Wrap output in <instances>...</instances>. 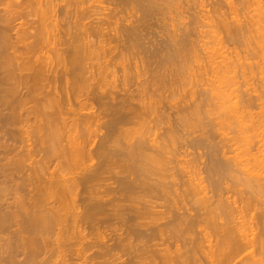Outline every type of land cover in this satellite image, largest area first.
<instances>
[{
	"label": "bare ground",
	"instance_id": "6f19581e",
	"mask_svg": "<svg viewBox=\"0 0 264 264\" xmlns=\"http://www.w3.org/2000/svg\"><path fill=\"white\" fill-rule=\"evenodd\" d=\"M186 1L0 0V264H264V5Z\"/></svg>",
	"mask_w": 264,
	"mask_h": 264
},
{
	"label": "rangeland",
	"instance_id": "374dc122",
	"mask_svg": "<svg viewBox=\"0 0 264 264\" xmlns=\"http://www.w3.org/2000/svg\"><path fill=\"white\" fill-rule=\"evenodd\" d=\"M187 1H188V0H187ZM187 1H186V4H188V5L185 6V5H186V4H185V5L182 6L183 9H182V7H181L182 10L179 9V10L182 12V14H185V16H184V15H183V16L186 17V18L183 20L184 17H183L182 15L180 16L179 14H177V13H179V11L175 10V8L172 9V13H173L172 17H175V18H176V16H177V18L175 19L176 21H177V19H178V21H179V19L183 17L182 19H180L181 22H180V23L178 22L179 24H181L183 21H185V22L187 23V22H189L190 20H194V21H195V19H198V20H196V28L199 27L198 30L203 29V31H206V29H205V28H202V26H201V22H202V20H204V19H201V18H203V17H201V16L205 13V11L207 12V11L212 10L213 7L215 6V4H217V3H218L217 5H220V8H221V9H222V7H224V5H225V7L227 6V0H203V1H202V0H197V2H196V1H193V0H189V3H187ZM201 1H202V4H201ZM223 1H224V2H223ZM258 1L261 3V5H262V4L264 5V0H258ZM179 2H180V1H179ZM181 2H184V0H181ZM199 2H200V3H199ZM203 2H204V3H203ZM195 3H196V4H195ZM203 4H204V5H203ZM250 4H251V3H250ZM201 5H202V7H201ZM213 5H214V6H213ZM222 5H223V6H222ZM263 5H262V6H263ZM188 6H190V7H188ZM185 7H186V10H185ZM198 7H201V8H198ZM204 7H206V8H205L206 10H203ZM255 7H256L255 5H250V8H249V9L251 10V9H253V8H255ZM198 9H199V10H198ZM201 9H202V11H201ZM226 9H227V8H223L222 11H223V10L225 11ZM174 10H175V11H174ZM188 10H189V11H188ZM173 11H174L176 14H175ZM185 11H186V13H185ZM170 12H171V11H170ZM194 12H195V13H194ZM202 12H204V13H202ZM201 13H202V15H201ZM252 13H253V12H252ZM167 14H168V12H167ZM194 14H195V15H194ZM199 14H200V15H199ZM211 14H212V12H211ZM174 15H175V16H174ZM178 16H180V18H179ZM196 16H197V17H196ZM169 17H170V16H169ZM169 17L167 16L168 20L171 21L173 18L170 17V19H169ZM192 17H193V18H192ZM199 17H200V19H199ZM171 18H172V19H171ZM186 19H187V20H186ZM188 19H189V20H188ZM168 20L166 19L167 23H169ZM175 20L173 19V21H175ZM182 20H183V21H182ZM198 21H199V22H198ZM200 21H201V22H200ZM185 22H183V23H185ZM175 23H177V22H175ZM199 23H200V24H199ZM193 25H195V24H193ZM198 25H199V26H198ZM181 27H183V26L181 25ZM207 29H208V28H207ZM201 31H202V30H201ZM221 36H222V35H221ZM194 37H195V36H193V39H192V40H195V39H196V38H194ZM208 37H209V38H208ZM219 37H220V36H219ZM199 39H201V38H199ZM202 40H203V39H202ZM195 41H197V40H195ZM203 41H205V42L208 41V44H209L208 47H210V46H211V45H210V42H212L213 39H212V37L207 36V37H205V39H204ZM209 41H210V42H209ZM212 43H214V44H212ZM212 43H211V44H212V48H213V49H211V50H213V51L218 50V47L220 48V47L223 45V44H220V45H217V46H216V44H215L214 41H213ZM213 45H214L215 47H213ZM225 45H226V43H224V45L220 48V50H219L220 52L218 51L219 53H223V52L225 53L226 50H227V51H228V50L230 51V49H231L230 45H228V44H227L226 46H225ZM214 48H215L216 50H215ZM255 49H256V48H255ZM222 50H224V51H222ZM231 50H232V49H231ZM229 51H228V52H229ZM255 51H258V50H255ZM216 52H217V51H216ZM228 52H226V53H228ZM230 52H231V51H230ZM230 52H229V53H230ZM259 52H260V51H259ZM263 56H264V55H263ZM256 59H257V58H256ZM259 59H261V58L258 57L257 60H255V58H254V59H252V60H236V61H235V62H237V63H238V62H239V63L241 62V63L244 65V67L246 66L248 69H250V67H252L251 70H253L254 72H252V74H253V77H252V78H253V79H250V83H252V85L250 84V85H249V86H250L249 88H254V89L257 88V89H258L259 87L262 86V83H263L262 88L264 87V60H259ZM189 61H190V60H188V62H189ZM193 61H194V60H193ZM209 61H210V62H209ZM211 61H212V60H198V61L195 60V62L190 61L189 65H187L188 62L185 60V62H187L186 65H185V66L183 65V64H185V62L182 63V65H183L184 67H186V66H187V67L190 66V67H188V69H187V67L184 69V70L187 71V73L190 72V74H191L192 72H194V69H196V73H197V72L199 71V68L201 69L202 66L204 65V66H203V68H204L203 71H204V72L202 71V69L199 71V72H202V79H204V78L207 77V76L210 77V79H211L212 76H211V73H209L210 71H208V72L206 71V72H207V73H206L207 75L205 74V69L207 70V68H208V70H210V69H209V68H210L209 65H210ZM213 61H214V62H215V61H217V62H219V61L222 62L223 60H213ZM226 61L229 62V60H226ZM230 61H233V60H230ZM259 61H260V62H259ZM257 62H259V63H257ZM207 63H208V64H207ZM239 63H238V64H239ZM241 63H240V64H241ZM245 63H246V64H245ZM191 64H192V65H191ZM242 64H241V65H242ZM259 64H260V65H259ZM193 65H194V66H193ZM205 65H206V66H205ZM251 65H252V66H251ZM192 66H193V67H192ZM198 66H199V68H198ZM200 66H201V67H200ZM207 66H208V67H207ZM191 67H192V68H191ZM257 67H258V68H257ZM189 68H190V69H189ZM256 71H257V72H256ZM261 71H262V72H261ZM259 72H260V73H259ZM184 73H185V71H184ZM187 73H185V74L187 75ZM203 73H204V74H203ZM208 73H209L210 75H209ZM185 74H183V77H184ZM197 74H198V73H197ZM197 74H196V75H197ZM186 75H185V78L188 77V75H187V76H186ZM204 75H205V76H204ZM250 76H251V75H250ZM261 76H262V77H261ZM185 78H184V79H185ZM188 78H189V77H188ZM228 78H229V77H228ZM254 78H255V80H254ZM261 78H263V79H261ZM182 79H183V78H182ZM191 79H193V75L191 76ZM200 79H201V77H200ZM205 79H206V78H205ZM205 79H204V80H205ZM225 79H226V78H225ZM186 80H187V79H186ZM193 80H194V79H193ZM242 80H243L242 77H238V79L236 78L234 81H235V82H240V83H241ZM253 80H254V81H253ZM191 81H192V80H191ZM227 81H228V80H227ZM252 81H253V82H252ZM261 81H262V82H261ZM184 82H185V80H184ZM184 82L182 81V82L178 83L179 85H175V86H174V88H175L176 90L178 89V91H176L177 94L174 95V97H172L173 100L171 99V103L174 104L175 106H176L177 101H178V102H182V101H183V100H182V97H183L184 95H187V91H188V90H189V92H190V91L193 90V88H195V90L197 89V85L192 84V83H194V82H190V81H189V82L191 83V85H190L191 87L189 86V84H186V82H185V84L183 85ZM187 82H188V80H187ZM189 82H188V83H189ZM229 82H230V81H228V83H229ZM232 82H233V81H232ZM232 82H230V83H231L230 85H232ZM200 84H201V83H200ZM226 84H227V83H226ZM194 85H195V87L192 88V86H194ZM230 85H229V86H230ZM237 85H238V84H237ZM256 85H257V86H256ZM177 86H178V87H177ZM181 86H182V87H181ZM227 86H228V84H227ZM232 86H233V85H232ZM234 86H235V85H234ZM234 86H233V87H234ZM180 87H181L182 89H180ZM184 87H185V90H184ZM187 87H188V88H187ZM186 88H187L188 90H187ZM198 89H200V88H198ZM198 89H197V90H198ZM260 89H261V88H259L258 90H260ZM182 90H183L184 92H183ZM179 91H180V92H179ZM178 92H179L180 94H179ZM185 92H186V94H183V93H185ZM181 93H182V94H181ZM252 94L254 95V93H252ZM179 95H180V96H179ZM178 96H179V97H178ZM175 97H176V98H175ZM184 97H185V96H184ZM174 100H175V101H174ZM181 100H182V101H181ZM166 109H167V110H166ZM166 109H165V110H166L167 113H165V114H168V113L171 114V113H173V110H175V108H172L173 110H172L171 108H170V109L166 108ZM214 109H215V108H213V109H212L213 111H211V112L214 113V114L211 113V114H212V115H211V114L209 113L210 115H209V114L206 115V114L202 113V114H201L202 116L199 117V120H201L202 122H204V121H205V122H209V120H211V121L214 120V121H213L214 123H212L211 121H210V122H211L212 124H216V123H217V124H220L221 122L223 123V125H222V124H220L219 126H218V125H215V126H217V127H215L216 130H217V129H218V130H217V132L214 131V134L216 133V134H215L216 139L214 138V142H213V143H216V142L220 141L222 135H223L222 138H223V137L231 138V137H234V136H235V137L238 138V139H237V143H238V141H239V136H238V135H237V136L235 135V134H238V133H239L238 130H239V128H240V127H239L240 124H238V120H237V123H236V122H233V123H230V124H228V121H229V120L221 121V120H220V116H221V119L224 120V118H222V115H221V114H222L221 110H214ZM254 109H255L256 111H254ZM158 110H159V112H157ZM158 110L156 111V112L158 113V115H160V114L163 113V112H162V111H163L162 109H158ZM168 110H169L170 112H169ZM216 111H217V112H216ZM252 111L255 112V113H257V112H259V109L256 108V107H254ZM252 111H251V113H252ZM161 112H162V113H161ZM215 113H216L217 115L219 114V115H218L219 117H218ZM169 114H168V115H169ZM203 114H204V115H203ZM252 114H253V113H252ZM156 115H157V114H156ZM153 116H154V115H153ZM153 116H152V117H153ZM208 116H209V117H208ZM192 117H194V116H192ZM192 117L190 116V117H189V120H191ZM207 118H210V119H208V121H207ZM211 118H212V119H211ZM217 118H218V119H217ZM196 119H197V117H196V118H192L191 122L188 121V123H186V125H185V128H187V129H186V132L184 131L185 128L182 129V130H183L182 132H185L186 135H187L189 132H190L189 134H192L194 131H197V130H198V128H197L198 125H197V124H198L199 122H198V119H197V120H196ZM205 119H206V120H205ZM193 120H194V121H193ZM201 121H200V122H201ZM216 121H217V122H216ZM234 121H235V120H234ZM246 121H247V120H246ZM205 122H204V123H205ZM215 122H216V123H215ZM250 123H251V122H250ZM250 123H249V124H250ZM153 124H154V123H151V125H153ZM187 124H188V125H187ZM193 124H194V125H193ZM231 124H232V125H231ZM247 125H248V124H247ZM251 125H252V124H251ZM196 126H197V127H196ZM192 127H193V128H192ZM224 127H225V128H224ZM238 127H239V128H238ZM219 128H220V129H219ZM228 128H229V129H228ZM236 128H237V129H236ZM195 129H196V130H195ZM221 129H222V131H221ZM190 130H191V131H190ZM235 130L238 131V133L235 132ZM251 130H252V129L250 128V131H251ZM192 131H193V132H192ZM182 132H178V133L180 134V135L178 134V135L176 136V137H178V138H175V135H174V138L172 139V140H173L172 142L174 143V146H173V147L171 146V147L173 148L172 150H174V152H173V151H172V152L175 153V154L178 153L177 151H182V152H183V150H180V148H179L180 145H178V144H180V142H179L180 138H179V137L182 135ZM191 132H192V133H191ZM218 132H219V133H218ZM220 132H221V133H220ZM233 132H234V133H233ZM253 132H255V131H251L250 134L253 133ZM185 133H184V134H185ZM227 133H228V134H227ZM257 133L259 134V137H258V138L260 139V134H261V133L258 132V130H257ZM226 134H227V135H226ZM250 134H249V135H250ZM225 135H226V136H225ZM231 135H232V136H231ZM239 135H240V134H239ZM256 135H257V134H256ZM191 136H192V135H191ZM215 136H214V137H215ZM217 136H218L219 138H217ZM252 136H253V135H252ZM181 137H182V136H181ZM235 137H234V139H235ZM261 137H262V135H261ZM189 138H191V137H189ZM252 138H253V137H252ZM258 138H257V137H254V142L257 141ZM223 139H224V138H223ZM177 140H178V141H177ZM240 140H241V138H240ZM180 141H181V140H180ZM215 141H216V142H215ZM175 142H176V143H175ZM240 142H241V141H240ZM240 142H239L237 145H235V144H234V145H235L236 147L241 146V147H240V150H241V149H242V145H243L244 143H240ZM242 142H243V141H242ZM173 143H172V144H173ZM252 143H253V142H252ZM176 144H177V145H176ZM241 144H242V145H241ZM245 146H246V145H245ZM255 147H256V146H255ZM233 148H235V147L233 146ZM243 148H244V147H243ZM256 148H257V147H256ZM256 148L250 150V152H249V151H248V152L246 151V152H247L246 155H248L249 153L251 154V155L249 154V157H247V156H246V157L251 159V158L253 157V155L256 154V151H257ZM178 149H179V150H178ZM235 149H237V148H235ZM245 149H246V148H245ZM191 150H192V149H189L188 152H191V153H192L193 150H192V151H191ZM237 150H238V149H237ZM175 151H176V152H175ZM251 151H252V152H251ZM241 152H242V151H241ZM243 152H244V151H243ZM193 153H194V151H193ZM236 153H237V151H236ZM239 153H240V152H239ZM240 155H241V154H240ZM242 155H243V154H242ZM243 156L245 157V154H244ZM244 157H242V158H244ZM186 159H187V158H186ZM191 159H192V155H191L190 157H188V160H191ZM202 175H203V174H202ZM202 175H201V176H202ZM204 176H205V174H204L202 177H204ZM204 184H205V185H208V182H205ZM229 194L233 197V194H232V193H229ZM234 198H235V194H234ZM236 198H237V197H236ZM238 203H239V200H238ZM253 221H254V222H253ZM252 222L255 223L256 220H252ZM256 232H257V231H256ZM107 233H109V231L106 232L105 234H107ZM105 240H106V239H105ZM103 241H104V240H103ZM119 253H120V252H119ZM119 253H118L117 256H121V253H120V255H119ZM123 257H124V256H123ZM124 258H126V257H124ZM122 259H123V258H122Z\"/></svg>",
	"mask_w": 264,
	"mask_h": 264
}]
</instances>
